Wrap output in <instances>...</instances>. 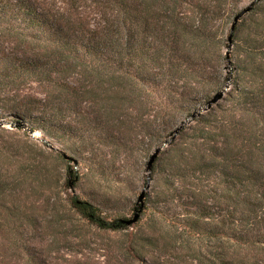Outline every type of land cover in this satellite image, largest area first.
I'll return each instance as SVG.
<instances>
[{"label":"trees","instance_id":"1","mask_svg":"<svg viewBox=\"0 0 264 264\" xmlns=\"http://www.w3.org/2000/svg\"><path fill=\"white\" fill-rule=\"evenodd\" d=\"M241 2L0 0V122L63 145L67 193L84 179L114 191L173 138L132 218L115 198L68 194L85 224L124 236L118 264H264V0L230 32L232 91L196 115L222 90ZM14 138L0 139V264H53L32 202L53 184L49 159Z\"/></svg>","mask_w":264,"mask_h":264},{"label":"rangeland","instance_id":"2","mask_svg":"<svg viewBox=\"0 0 264 264\" xmlns=\"http://www.w3.org/2000/svg\"><path fill=\"white\" fill-rule=\"evenodd\" d=\"M251 3L252 0H242L236 12L232 14L230 24H226L227 28L224 36L226 42L223 47L224 60L220 64V70L224 76L221 91H224V89L232 83L231 79H233V50L228 42L231 27L235 18L242 11L251 7ZM248 15V12L244 14L237 24L244 22ZM219 103H223V101L220 100ZM206 106V104L200 105L196 111V115H199V113L205 114L208 111L210 112L211 109L215 108L216 104L208 111H204ZM2 112L6 113L5 110ZM4 117H6V115ZM183 121V126H194L196 124L192 121V118H186ZM12 122V118L10 117L0 122V139L4 137L11 141L15 140L14 137H17L18 139L22 138V140H29L22 132L20 133L22 136L17 134L18 131L14 130L15 125ZM4 130H13L11 132L15 134L13 133V135ZM171 139L173 138L170 137L169 141L161 147V152L169 146ZM42 140H45V142ZM29 141L38 145V147H34L35 155L42 154L43 151L45 152V158L49 160H44V165L49 169L48 176L53 182L51 187L43 191V196L41 198L37 197L32 199L33 205L36 207L35 210L38 211L35 217L40 221L41 227H44L45 231L48 232L46 236V245L52 248L50 250L46 247V256L48 260L53 262V264H56L57 260H61L59 258H63V261H61L65 264H118L123 262V260L117 256L116 249L119 242L123 241L124 236L109 234L85 224V222L70 209L67 200L68 194L74 193L80 196H86L87 198L92 196L98 199H103V196L115 198L118 200L117 202L121 204V208L128 218H132L135 213V205L138 203L141 193L144 192L146 196V193H150L152 189L153 182L148 181V176L151 171L147 170V163L149 156L152 154L154 155L157 151H155V147L149 154H146V156L145 154L138 155L135 164L133 162L132 168L129 169V167L126 172L123 171L124 173L121 175L123 181L114 187V191H109L107 187L103 186L104 184H100L97 181L95 182V180L88 181L84 179L74 188L73 192L69 191V193H67L63 188V184L65 180H67L64 169L65 163L61 160H55V158H58L56 150H64L63 145L45 137L41 132L34 133ZM147 155L149 156L147 157ZM58 263H60V261H58Z\"/></svg>","mask_w":264,"mask_h":264},{"label":"water","instance_id":"3","mask_svg":"<svg viewBox=\"0 0 264 264\" xmlns=\"http://www.w3.org/2000/svg\"><path fill=\"white\" fill-rule=\"evenodd\" d=\"M250 8L242 11L234 20V23L231 27V31L233 32L235 30V27L238 23V21L240 20V18L246 14L247 12H249ZM230 45L232 46V37L230 36L229 39H228ZM225 96V92L224 91H221L219 92L218 94H216L213 99L207 104L206 108L204 109V111H208L210 108L213 107L214 104H217L223 97ZM200 114V113H199ZM161 151V148L160 149H157V151L155 152V154L151 157L150 161H149V164H148V170L151 171L152 169V166H153V163L155 161V159L157 158L158 154L160 153ZM145 197V193L143 192L139 198V201L142 202V200L144 199ZM138 218V214L135 216L134 220L132 222H135Z\"/></svg>","mask_w":264,"mask_h":264},{"label":"built area","instance_id":"4","mask_svg":"<svg viewBox=\"0 0 264 264\" xmlns=\"http://www.w3.org/2000/svg\"><path fill=\"white\" fill-rule=\"evenodd\" d=\"M231 80H232V79H231ZM231 80H230V81H231ZM231 90H232V83H230V84L227 86V88L224 89L225 95H226L227 93H229Z\"/></svg>","mask_w":264,"mask_h":264}]
</instances>
